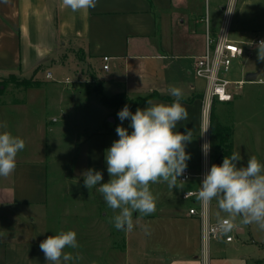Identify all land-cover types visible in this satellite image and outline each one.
<instances>
[{
    "label": "crops",
    "instance_id": "crops-1",
    "mask_svg": "<svg viewBox=\"0 0 264 264\" xmlns=\"http://www.w3.org/2000/svg\"><path fill=\"white\" fill-rule=\"evenodd\" d=\"M178 1L97 0L93 8L73 11L63 4V0H0V79L7 75L32 77V80L40 77L39 84L32 87L37 91L34 96L25 95L18 101L0 103V122L6 125V129L0 130H7L15 136L27 133L31 136V132L36 136L39 133L36 143L28 144L26 140L23 150L17 153L13 172L0 176V264H50L39 247L47 232L46 212H42L41 207L50 203L49 193L52 194L48 188L43 136L54 133L55 142L49 151L58 152L60 126L49 121L71 120L76 104H86L87 93L82 91L84 85L81 84L86 74L99 83L106 95L125 92L129 97H136L156 91L159 98L148 102L170 104L174 97L168 94L169 86H178L184 92L181 103L187 108L188 119L178 122L176 130L190 129L192 133L193 138L185 151L190 153L187 167L193 176L177 190H163L164 203L139 218L143 227L142 250L137 264H249L250 261L260 264L264 261V230L255 224L242 223V217L237 216L233 220L237 233L233 241L206 240L202 236L205 221L228 218L222 215L225 211L218 207L215 198L205 205L198 203L197 198L184 199L181 196L184 190L199 189L204 173L212 165L211 146L205 156L201 144L205 140L210 143L211 115L208 117V110L215 100L210 102L208 110H204V86L198 90L192 82L181 80L179 70L193 72L195 59L205 51L206 35L215 37L224 32L238 43L246 40L231 36L226 30L225 18L223 23L219 20L203 27L202 15L196 12L193 3L195 0H184V5ZM176 6H183L188 18H194L195 26L189 29L196 35L194 39L189 35L171 33L174 21L171 11ZM226 10V6L220 7L222 17L223 13L228 14ZM180 21L183 23L185 19ZM63 49L67 53H61ZM78 50L82 55L77 60L83 66L80 69L72 67L74 77H70L65 72L72 70L69 65L74 61L68 57V52ZM192 50L196 54L191 53ZM103 56H108V60L104 61ZM169 59L180 61L171 62ZM104 63L108 64L107 69L102 67ZM46 72L51 76L46 77ZM54 74L60 77L54 78ZM66 77L69 81H65ZM144 89L147 91L143 92ZM27 91L24 93L30 94ZM231 100L216 101L225 104ZM148 102L139 107L147 106ZM48 106H51L50 110ZM109 108L114 113L98 117L100 127L93 123L96 117L89 108L82 110L86 113L84 126L91 121L97 128L86 129L85 134L76 135L70 144L71 152H76L75 147L79 149L77 161L75 156L63 166L54 161L52 183L55 186L63 178L72 181L78 178L81 182V173L89 167L100 170L104 181L109 179L106 149L118 138L116 125L123 123L128 127V121L121 122L117 111ZM205 128L207 131L200 135ZM241 129L236 134L235 128L233 132L231 130L226 142L228 155L239 152L241 160L238 164H245L251 156L263 161L254 152L256 144L262 141L260 133L252 137L247 128L242 126ZM223 157L220 156L219 160L222 161ZM55 193L57 191L53 189V196ZM195 200L198 210L201 205L205 207L204 218L188 214V208ZM30 206H39L40 209L27 210ZM145 225L150 228L149 235L145 234ZM36 232L39 235L35 236ZM41 232L43 236H40Z\"/></svg>",
    "mask_w": 264,
    "mask_h": 264
},
{
    "label": "rangeland",
    "instance_id": "rangeland-1",
    "mask_svg": "<svg viewBox=\"0 0 264 264\" xmlns=\"http://www.w3.org/2000/svg\"><path fill=\"white\" fill-rule=\"evenodd\" d=\"M182 1L184 0H179L178 2L184 5ZM193 3L196 4V12L202 15L201 25L203 27L208 24L211 26L214 21L220 20L223 23L225 18V27L231 36L234 35L246 41L254 38L264 39V0H195ZM222 6H226L227 10L233 7H235V9L230 13L227 12V15L223 13L224 17H222L220 12V7ZM183 8V6H176V8L171 11L174 18L171 33L173 35H189L194 39L196 35H193V33L189 31L190 28L195 26L194 18L189 19ZM181 18L185 19L183 23L180 21ZM262 48L264 47L257 46L251 50V54L248 56L232 60L230 69L223 73L222 76L231 80L241 79L242 84L240 88L235 87L234 84H230V89L233 93L232 100L225 104L216 100L213 101L208 110V117L212 115L213 123H217V125L223 128L222 130L227 142L231 136V130L233 132L234 128L235 134L236 132L239 133L242 131V126L251 131L252 137L260 133L262 141L256 144L254 152L264 161V59L258 57V49ZM61 53L67 52L63 49ZM191 53L196 54L195 50H192ZM68 54V57L74 62H70L71 64L69 65L72 70H67L65 73H68L70 77H74L72 67L80 69L81 66H83V64L77 60L82 55V52L80 53L78 50L76 52H68ZM169 60L171 62L180 61L178 59ZM187 70L188 69L179 70L178 75L180 79L192 82L196 89L201 90V87L204 86V79L196 76L192 71L188 73ZM248 71L258 72L257 78L254 81L245 80L244 77ZM53 77L58 78L60 76L59 74H54ZM78 77L82 78L83 76ZM39 78L40 77H38V80L37 77L34 80H32V77L28 78L29 81L27 85L19 83L20 80L26 78H20L15 75H7L1 78L0 103L13 99L18 101L20 97H24L25 95L34 96L37 91L32 87L39 84ZM82 82L81 84L84 85L82 91L88 94H85V96H87L86 104H76V110L71 120L66 118V120L62 121H49L51 124L60 126V129H58L60 130L58 132V152L54 154L49 151L53 146L52 144L55 142L54 133H52V135L47 133L43 136V142L46 145L44 161L48 166V188L52 192L51 196L49 193V197L51 198L50 203H48L46 207H41L42 212H46V237L68 229H74L76 231L79 247L75 249H65V251L72 253L73 256L69 264H137L140 260L142 250L141 231L143 222L139 219L142 214H133L134 227L132 230L116 229L111 222L115 214L114 210L107 206L101 194L94 188L88 189L84 185L83 179H80L81 182H79L78 178H74L73 181L63 178L59 180L57 186L52 183V177L54 176L53 164L55 160L59 162L60 166H63L71 156H75L74 160L77 161L76 157L79 155L77 154L79 149L75 147L74 150L76 152L73 153V151L71 152L72 147H70V144L75 140V136L85 134L86 129L94 130L100 127L101 121L98 117H106L114 113L113 111L111 112L109 106L101 102L98 91L102 93L103 91L101 86H98L99 83L93 81L91 75H84ZM25 90H28L30 94L24 93ZM145 91L147 90L144 89L143 92ZM40 92L41 90L39 93ZM44 94L45 92L43 90V95ZM87 108H89L94 117H96L92 120L93 123L95 122L96 128L93 127L94 124H91V121L88 122L87 126H84V117L86 113L82 110H86ZM50 109L51 106H48V110ZM233 123L236 125L234 126ZM210 132V145L213 156L217 157L220 153V155H223L226 150L223 145L222 147L220 146V143L223 141H220L218 132L211 130ZM19 137H22L24 142L27 140L28 144H34L36 143V138L39 137V133L37 132L35 136V134L31 132V136L27 133L25 136L21 135ZM185 184H187V182L181 183L177 179L176 186L170 188L166 182H150V191L156 198V209L159 204L164 203L162 199L164 194L162 193L163 190H177L178 187ZM53 189L57 191L54 196ZM37 209L39 210L40 207H27V210L34 211ZM222 215L229 217L227 212ZM37 223L39 225L38 221ZM233 225L235 226L234 221ZM43 234L44 233L41 232L40 236H43ZM36 235H39V232H36L35 236ZM249 264L254 263L250 261ZM260 264H264V261Z\"/></svg>",
    "mask_w": 264,
    "mask_h": 264
},
{
    "label": "clouds",
    "instance_id": "clouds-1",
    "mask_svg": "<svg viewBox=\"0 0 264 264\" xmlns=\"http://www.w3.org/2000/svg\"><path fill=\"white\" fill-rule=\"evenodd\" d=\"M96 3L97 0H63L73 11L93 8ZM234 9L226 11L230 13ZM258 57L264 59V48L258 49ZM168 94L174 97L170 104L148 102L147 106L135 111L125 104L117 111L118 119L127 120L128 127L117 124L118 138L106 149L107 181L103 180L100 170L91 167L81 173L84 185L94 188L114 210L111 222L116 229L130 231L134 227V213L147 215L156 210L150 182H166L173 188L187 167L190 153L185 148L193 136L190 129L176 130L178 122L188 119L187 108L181 103L184 92L173 85L169 86ZM0 129H6L3 122H0ZM210 146L206 140L201 144L205 156ZM24 147L22 137L0 130V176L13 172L16 155ZM240 160V153L232 152L224 155L219 164L213 163L201 179L196 198L205 205L215 198L218 207L229 214L221 225L224 232L232 229L237 216L242 217V223L255 224L264 230V161L255 156L248 157L245 164H238ZM144 231L150 234L147 225ZM39 247L51 264H69L73 256L65 249L79 247L77 233L68 229L48 235L40 241Z\"/></svg>",
    "mask_w": 264,
    "mask_h": 264
},
{
    "label": "built area",
    "instance_id": "built-area-1",
    "mask_svg": "<svg viewBox=\"0 0 264 264\" xmlns=\"http://www.w3.org/2000/svg\"><path fill=\"white\" fill-rule=\"evenodd\" d=\"M257 46L264 47V39L254 38L249 41L238 43L229 39L224 32H219L215 37L206 35L205 51L195 59L193 67L194 74L203 78L205 82L203 88L204 110H208L209 104L213 100L228 101L232 98L233 94L230 89V84H234L235 87L240 88L242 80H231L222 76V74L230 69L233 59L248 56L251 54V50ZM102 59L107 61L108 56H103ZM102 67L107 69L108 64L104 63ZM45 75L46 77L51 76L50 72H46ZM65 81H69V78L66 77ZM192 176L193 173L186 167L182 175L178 177V180L181 183H185ZM197 190H184L181 196L184 199L196 198ZM200 202L201 201L198 200V203ZM192 204L193 205L188 208V214H198L200 217L204 218L206 216L205 207L201 205L198 210L195 205L196 200L193 201ZM225 219L228 218H222L212 222L205 221L202 227V236L204 239H223L226 242L233 241L237 234L235 232L236 227L233 225L231 230L227 232L222 231L221 225Z\"/></svg>",
    "mask_w": 264,
    "mask_h": 264
},
{
    "label": "trees",
    "instance_id": "trees-1",
    "mask_svg": "<svg viewBox=\"0 0 264 264\" xmlns=\"http://www.w3.org/2000/svg\"><path fill=\"white\" fill-rule=\"evenodd\" d=\"M28 81H29V79H23V80H20L19 83L27 85ZM0 85H1V83H0ZM0 91H1V88H0ZM98 92L100 95L101 102L104 105H107L109 107H113L116 111H118L120 108H122L125 104L128 105L129 109H135V108L139 107L140 105H142V104H144V103H146L152 99L159 98V95L156 91H152V92L147 93L143 96H136V97H129L125 92H117L113 95H106V94L102 93L101 91H98ZM165 98H168V97H165ZM161 99H163V97H161ZM168 99H170V98H168ZM212 120H213V118L211 115L210 130L218 132L220 141H223L221 143L225 147V150H226V152H224L223 155H220L221 154L220 153L219 156H217V157L215 156L213 158L212 164L213 163L219 164L221 162L219 160V157L224 156V155H228L229 145L226 144L227 141L225 140L226 138H225L224 132L222 130L223 128L220 127L219 125H217V123H213ZM215 129H217V130H215Z\"/></svg>",
    "mask_w": 264,
    "mask_h": 264
},
{
    "label": "water",
    "instance_id": "water-1",
    "mask_svg": "<svg viewBox=\"0 0 264 264\" xmlns=\"http://www.w3.org/2000/svg\"><path fill=\"white\" fill-rule=\"evenodd\" d=\"M257 74H258L257 71H248L246 72L244 78L245 80H248V81H254L257 78Z\"/></svg>",
    "mask_w": 264,
    "mask_h": 264
}]
</instances>
